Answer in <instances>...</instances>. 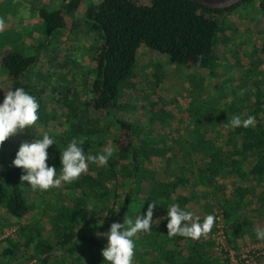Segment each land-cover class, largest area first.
Here are the masks:
<instances>
[{"label": "trees", "instance_id": "16d2710c", "mask_svg": "<svg viewBox=\"0 0 264 264\" xmlns=\"http://www.w3.org/2000/svg\"><path fill=\"white\" fill-rule=\"evenodd\" d=\"M12 3L24 6L15 0L1 1L0 6L11 10ZM38 17L46 38L61 29L82 38L87 34L80 29L83 24L97 34L100 44L86 93L65 85L58 88V99L52 97L53 104L46 93L48 78L56 87L54 75L47 74L50 67L70 72L78 66L66 43L63 55L58 47L47 59L42 55L45 41L35 42L33 55L23 50L0 55L4 75L0 101L4 92L22 87L39 105L35 124L0 145V228L29 218L18 226L15 238L0 236V264H103L100 253L106 240L96 233L106 232L112 222L123 223L124 217L142 215L153 201L156 221L149 232L134 237V264H229L227 257L213 251L215 221L208 233L195 240L167 234L171 203L194 212L201 221L205 215L220 213L231 247L244 236L254 244L262 242L254 229L264 228V0H244L224 11L190 0H149L147 5L139 0H62L56 9L41 6ZM240 32L251 36L232 45ZM18 40L22 44L19 37L7 35L2 45ZM140 48L202 72L224 65L223 81L230 84L231 75L232 93L238 91L239 106L228 109L242 119L255 118L248 128L230 127L233 114L229 119H213L216 122L207 130L194 129L184 141L188 176L182 166L178 174L170 169L168 147L154 134L156 123L135 102L141 96L134 91ZM247 55L250 60L243 66ZM44 133L56 138V145L46 151L47 161L54 162L57 170L59 152L73 137L84 141L87 153H102L106 146L115 151L106 165L90 163L73 182L49 188L52 198L45 201L44 190L21 183L23 170L12 165L20 143ZM153 157H160L163 166L157 167ZM224 174L230 190L218 194V178Z\"/></svg>", "mask_w": 264, "mask_h": 264}, {"label": "rangeland", "instance_id": "374dc122", "mask_svg": "<svg viewBox=\"0 0 264 264\" xmlns=\"http://www.w3.org/2000/svg\"><path fill=\"white\" fill-rule=\"evenodd\" d=\"M15 1L24 6L20 8L17 4L12 3L11 10L7 6H0V55L6 50H23L25 54L33 55L37 52L35 42L45 41V51L42 52V55L47 59L52 51L57 50L58 47L59 51H61L60 54L63 55V46L66 43L67 47H69L70 55H72L71 58L77 60L78 66H75L70 72H66L65 69L55 72V68L51 66L47 74L54 75V80L56 81L53 84L56 87H51V77L48 78L46 93L52 104L54 99L59 98L58 88L65 85L86 93L88 90L86 82L93 76L90 69L93 65L94 51L97 45L100 44L97 34L87 30V26L82 24L80 29L85 33L87 32L86 36L82 35V38L78 37L77 39L75 36L78 34L73 33L71 35L65 29H61L56 35L46 38V34L45 37L43 35L44 25L38 17V9L41 6L48 10L56 9L62 4V0ZM139 1L145 5L149 4V0ZM7 10L9 11L6 12ZM11 13L15 16H12ZM240 25L244 28L245 23L243 20L240 21ZM7 35L13 38L19 37L22 44L18 40L15 43L2 45L4 37ZM250 36L248 32L236 33L235 38L230 43L232 45L243 44V42L248 41ZM258 41L262 43L263 37H259ZM247 51L250 50L247 49ZM58 60L61 61V58ZM249 60L250 57L248 55L245 56L242 61L243 66ZM223 66L221 65L213 71L202 72L197 69L172 64L167 55L158 54L143 48L137 51L136 67L134 69L136 75L134 91H139L141 96L137 97L135 102L138 106H143L142 114L152 118L156 123V131L154 130L155 133H152L168 147V154H170L168 165L172 164L169 167L177 174L181 170L180 166H182L186 170L185 175H189L190 164L183 157V153L186 150L184 141H186L189 134L197 128L201 131L207 130L211 122H216L221 117L226 116V119H229L228 117L234 113L228 107L239 106L236 99L238 91L232 93V83H234L232 76H229V81L227 82L230 84H226L223 81V74H227V68ZM3 78L4 75L0 70V89L2 88ZM213 119L216 121H213ZM52 125L54 124L52 123ZM152 161L159 168L163 166V161L160 157H153ZM47 164L54 167V162L47 161ZM227 177L224 174L218 178L219 184L216 186L218 194L225 190H230V181ZM51 195L49 190H44L43 198L45 201H49V198H52ZM215 199L218 200L217 197ZM48 211H50L49 207ZM28 220L29 218L24 217L18 223H7L0 228V236H12L15 238L18 233V226L27 224ZM228 246L232 252H248L244 254V257L239 254L233 260L243 259L240 262L241 264H264V240L254 244L247 236H244L237 239L236 245L233 247ZM32 263L33 261L26 264Z\"/></svg>", "mask_w": 264, "mask_h": 264}, {"label": "clouds", "instance_id": "9594fccd", "mask_svg": "<svg viewBox=\"0 0 264 264\" xmlns=\"http://www.w3.org/2000/svg\"><path fill=\"white\" fill-rule=\"evenodd\" d=\"M38 102L36 98L22 87H15L4 92L0 101V145L18 131L24 130L35 124L38 120ZM254 117L249 115L242 119L234 114L228 121L232 128H248L254 122ZM56 138L44 133L40 138L20 143L12 165L22 169L20 181L27 182L33 189L48 190L51 187H59L76 180L84 173L88 164L98 163L106 165L115 151L112 147H105L104 151L95 155L84 151V141L73 137L59 152L60 167L57 170L46 163L49 159L50 146L56 145ZM157 208V202L148 204L143 214H137L135 218L124 217L123 223L112 222L106 232H97L96 236H103L106 244L101 250L103 264H134V251L136 249L134 237L137 233L149 232L155 224L153 213ZM167 234L169 236L180 235L193 240L208 233L215 221L214 215H205L201 221L192 211L181 208L177 203H171L167 207ZM99 221L98 225H102ZM257 240H264V228H255Z\"/></svg>", "mask_w": 264, "mask_h": 264}, {"label": "built area", "instance_id": "2783aa9c", "mask_svg": "<svg viewBox=\"0 0 264 264\" xmlns=\"http://www.w3.org/2000/svg\"><path fill=\"white\" fill-rule=\"evenodd\" d=\"M215 218H216L215 219L216 232L213 233L212 235V240L214 241V245H213L214 253L219 257L222 256L227 257L229 260V264H241L240 262H242L243 259L242 260L240 259L233 260V259L239 256V254H242L241 257H244V254L248 252L238 253L237 251L235 252L231 251L225 240L223 217L220 213H216ZM217 240L219 241L217 242Z\"/></svg>", "mask_w": 264, "mask_h": 264}, {"label": "water", "instance_id": "95a60500", "mask_svg": "<svg viewBox=\"0 0 264 264\" xmlns=\"http://www.w3.org/2000/svg\"><path fill=\"white\" fill-rule=\"evenodd\" d=\"M193 3L201 5L212 10H226L241 3L244 0H190Z\"/></svg>", "mask_w": 264, "mask_h": 264}]
</instances>
